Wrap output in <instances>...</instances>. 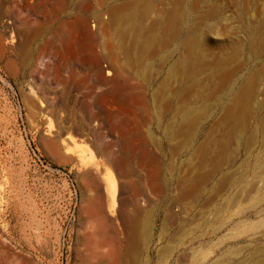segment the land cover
<instances>
[{
	"label": "rangeland",
	"instance_id": "obj_1",
	"mask_svg": "<svg viewBox=\"0 0 264 264\" xmlns=\"http://www.w3.org/2000/svg\"><path fill=\"white\" fill-rule=\"evenodd\" d=\"M0 264H264V0H0Z\"/></svg>",
	"mask_w": 264,
	"mask_h": 264
}]
</instances>
